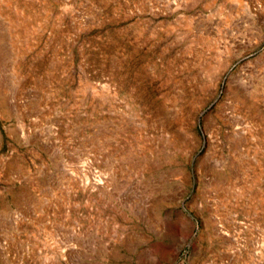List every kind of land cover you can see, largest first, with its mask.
Returning a JSON list of instances; mask_svg holds the SVG:
<instances>
[{
    "label": "rangeland",
    "instance_id": "1",
    "mask_svg": "<svg viewBox=\"0 0 264 264\" xmlns=\"http://www.w3.org/2000/svg\"><path fill=\"white\" fill-rule=\"evenodd\" d=\"M0 264H264V0H0Z\"/></svg>",
    "mask_w": 264,
    "mask_h": 264
}]
</instances>
